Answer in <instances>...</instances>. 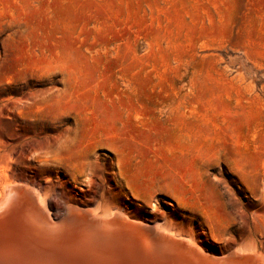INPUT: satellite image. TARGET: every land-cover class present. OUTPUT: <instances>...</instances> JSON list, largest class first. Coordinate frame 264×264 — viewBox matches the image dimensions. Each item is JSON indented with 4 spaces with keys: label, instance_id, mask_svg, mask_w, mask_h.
Wrapping results in <instances>:
<instances>
[{
    "label": "rangeland",
    "instance_id": "rangeland-1",
    "mask_svg": "<svg viewBox=\"0 0 264 264\" xmlns=\"http://www.w3.org/2000/svg\"><path fill=\"white\" fill-rule=\"evenodd\" d=\"M5 173L264 250V0H0Z\"/></svg>",
    "mask_w": 264,
    "mask_h": 264
},
{
    "label": "bare ground",
    "instance_id": "bare-ground-1",
    "mask_svg": "<svg viewBox=\"0 0 264 264\" xmlns=\"http://www.w3.org/2000/svg\"><path fill=\"white\" fill-rule=\"evenodd\" d=\"M85 192L0 177V264H264L253 242L212 248L162 214L137 218L112 195Z\"/></svg>",
    "mask_w": 264,
    "mask_h": 264
}]
</instances>
